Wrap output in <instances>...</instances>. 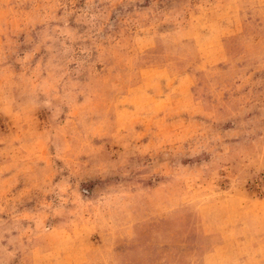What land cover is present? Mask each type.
Instances as JSON below:
<instances>
[{
  "label": "rangeland",
  "instance_id": "obj_1",
  "mask_svg": "<svg viewBox=\"0 0 264 264\" xmlns=\"http://www.w3.org/2000/svg\"><path fill=\"white\" fill-rule=\"evenodd\" d=\"M0 264H264V0H0Z\"/></svg>",
  "mask_w": 264,
  "mask_h": 264
}]
</instances>
